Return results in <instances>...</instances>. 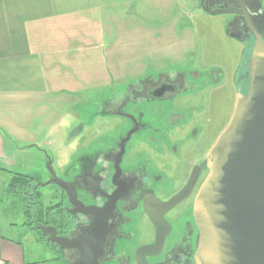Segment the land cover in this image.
<instances>
[{"label":"flooded vegetation","instance_id":"1","mask_svg":"<svg viewBox=\"0 0 264 264\" xmlns=\"http://www.w3.org/2000/svg\"><path fill=\"white\" fill-rule=\"evenodd\" d=\"M244 2L256 22L264 24V0ZM202 4L212 9L239 8L237 0H203ZM230 15V30L247 40L245 17ZM166 78L141 79L138 84H130L127 92L107 98L93 114L101 115L104 120L118 119L112 128L115 135H103L96 147L91 140H79L83 148L88 149L81 150L79 156L73 158L63 176L57 175L55 170L54 174L50 173V179L56 178L72 186L78 200L86 209H91L79 211L67 191L53 182L50 184V223L47 219L39 221L36 216L26 220L31 230L45 238L55 264H79L83 251L52 241L51 231L43 229L42 225L55 227L56 237L70 241L87 237L89 231L99 225L102 237L96 264H196L200 231L195 202L209 174L206 160L218 135L212 140L215 124L210 116V102L207 103L206 120L203 106L195 108L186 103L173 106L177 99L196 95L199 89L195 91L191 87L193 93L189 92L184 76L166 75ZM198 96L205 99V94ZM151 105L159 107L156 114L150 113L148 106ZM92 121L91 114L88 124ZM90 126L86 132L90 131V136H94V126ZM179 130L184 131L179 134ZM104 131L106 134L111 132ZM137 135L146 142H136ZM179 138L184 140L182 149L198 145L199 155L205 145L202 157L189 158L190 162L186 158L187 162H182ZM196 168L199 170L189 193L167 206L188 188ZM144 248L150 249L144 251Z\"/></svg>","mask_w":264,"mask_h":264},{"label":"rangeland","instance_id":"2","mask_svg":"<svg viewBox=\"0 0 264 264\" xmlns=\"http://www.w3.org/2000/svg\"><path fill=\"white\" fill-rule=\"evenodd\" d=\"M183 3L193 16L200 15L201 18L198 19V24L201 33L203 30L209 32L208 43L203 39H195L193 43L189 32H184L186 35L185 42L179 48L163 47L157 49L158 43L160 45L164 43L160 41L155 42L152 48H116L112 45L114 32H101L110 37L98 44V48L91 46L74 48V51H83H79L76 63L74 58L67 63L69 68L73 65L76 73L67 77L58 73L56 87L61 89V85L62 91L51 96V100L41 101L34 105L35 108L40 106V109L37 108L32 112L26 110V118L23 123L26 131L23 135L26 136L27 141L34 139L32 140L34 142L31 146L28 145L30 142H18V144L11 141L7 142L9 147L19 146L23 149L12 153L14 157L11 159L12 165L8 166L7 171L3 172L0 179V223L5 228L4 235L8 237L7 242H9L8 245L2 247V250L4 254L11 253L15 255L18 261L13 263L55 264V261L53 260L54 255L49 250L48 245L45 244V238L31 230L26 223L27 218L22 210L21 201H14L8 190L9 183L12 181L13 176L18 173L36 175L40 182L45 183L51 176L47 168L49 160L57 175L63 176L65 168L73 158H77L81 150L88 149L83 148L79 140L84 139L85 142L91 140V143H94V147H96L97 141L101 140L103 135H115L116 131L112 128L117 124L118 119L109 117L104 120L101 115L93 114L102 107L107 98H115L116 94L127 92L130 84H138L141 79L149 77L157 79L159 76L168 79L166 75L174 77L177 74L186 78L189 92L193 93L191 87H194L195 91H198V89L201 91H198L196 95L191 94L182 99H177L176 102H173L174 107H178L179 104L182 105L183 103L191 104L195 108L197 105L203 106L206 120L207 103L210 102V116L215 124L214 130L212 129L214 132L212 140L216 135L219 136V133L228 124L235 92L239 90V77L231 79L229 72L237 64L241 67L245 54L240 56L237 47L220 40L215 33L216 28L220 26V20L217 17L214 20L203 19L207 17H204L206 13L201 7V0H183ZM227 15L231 17L230 14ZM128 32H121V35ZM90 38H93V42H96L95 37L91 36ZM86 49L88 50L86 51ZM116 49L119 50L120 56L125 62L118 64L114 61L112 52L114 50L117 54ZM80 59L82 62H80ZM240 59L241 61H239ZM215 62L225 65V73L215 69L213 66ZM238 62H240V65ZM61 69L63 68L61 67ZM77 70L83 72V79L74 76L78 75ZM199 73H201L200 78ZM127 75L130 77L122 80L113 79L116 76ZM217 77L221 78V84L218 85L221 88L218 91L215 89L217 82H214V78ZM150 83L152 85V82ZM213 88L214 90L210 91ZM237 92L239 93V91ZM203 94H205V99H200L198 95ZM60 100L64 101L60 103ZM45 106L52 109L53 115L41 111ZM158 108L153 105L148 106L152 115L157 113ZM91 114L93 121L88 124L89 115ZM49 115L51 118L46 120ZM201 122L203 124L202 120ZM90 125L94 126L92 130L95 132L94 136H90V131L86 132ZM48 126L49 128H47ZM103 127L106 130H111V132L106 134ZM181 131L184 130H179V134L182 133ZM175 133L177 134V130ZM71 136L73 138H70ZM141 137L137 135L134 140L136 142H146ZM70 139L72 140L70 141ZM177 142L180 143L178 150L181 151L180 159L182 162H187L186 158L189 160V158L202 157L205 145L202 154L199 155L197 154L198 145H187V147L189 146L187 150L186 147L182 149L184 144L182 138H179ZM136 147L138 148L137 144ZM201 147L203 148V146ZM185 151L187 154H185ZM41 192L44 205L50 206L51 185L41 187ZM12 239L15 242H12Z\"/></svg>","mask_w":264,"mask_h":264},{"label":"crops","instance_id":"3","mask_svg":"<svg viewBox=\"0 0 264 264\" xmlns=\"http://www.w3.org/2000/svg\"><path fill=\"white\" fill-rule=\"evenodd\" d=\"M205 13L207 18L203 19L219 18L220 26L215 33L220 40L237 47L240 56L245 54L247 40H238L226 33L231 17ZM199 16H193L185 8L183 0H0V179L12 165V153L23 149L9 147L7 142H30L29 146L34 142V139L27 141L23 135L26 110L40 109L34 105L49 101L51 96L62 91L61 85V89L56 87L58 73L66 77L76 73L73 65L71 68L67 66L70 59L74 58L76 63L79 51H83H74L75 47L98 48V44L110 37L101 32L110 31L114 32L112 45L116 48H152L159 41L164 43H158L157 49L179 48L185 42L184 32H189L193 43L195 39L208 43L210 34L204 30L201 33ZM125 31L129 32L121 35ZM91 36L96 38V42ZM116 52H112L114 61L118 64L125 62L119 50ZM213 66L225 73L224 64L215 62ZM239 69L238 64L231 69V79L237 77ZM77 73L74 76L84 78L82 71L77 70ZM129 77L116 76L113 79ZM220 80V77L216 78L217 87ZM217 87L215 89L220 90L221 87ZM237 91L229 119L234 112ZM41 111L53 115L50 107L45 106ZM50 115L46 120L51 118ZM4 229L0 223V258L8 261L11 258L10 262H17L15 255L4 254L2 250L9 244Z\"/></svg>","mask_w":264,"mask_h":264},{"label":"water","instance_id":"4","mask_svg":"<svg viewBox=\"0 0 264 264\" xmlns=\"http://www.w3.org/2000/svg\"><path fill=\"white\" fill-rule=\"evenodd\" d=\"M202 2V9L211 15L244 16L249 36L238 75L241 88L234 112L208 153L209 174L195 202L200 231L196 264H264V24L256 22L244 0H237V9H212ZM226 33L243 40L229 26ZM47 168L51 174L55 173L50 160ZM198 170L193 172L188 188L167 206L189 193ZM53 182L67 191L79 211H91L78 200L76 190L64 181L54 178L39 185L44 187ZM42 228L51 231L52 241L81 249L83 256L79 264H96L102 237L99 225L87 237L73 241L56 237L53 226L42 225Z\"/></svg>","mask_w":264,"mask_h":264},{"label":"trees","instance_id":"5","mask_svg":"<svg viewBox=\"0 0 264 264\" xmlns=\"http://www.w3.org/2000/svg\"><path fill=\"white\" fill-rule=\"evenodd\" d=\"M8 190L15 202L18 200L21 201L22 210L24 214H26L27 220L36 216L39 221L47 219V223H50L51 220L49 216L52 206L44 205L41 186L39 185L37 176L32 174H15L12 181L9 183Z\"/></svg>","mask_w":264,"mask_h":264},{"label":"built area","instance_id":"6","mask_svg":"<svg viewBox=\"0 0 264 264\" xmlns=\"http://www.w3.org/2000/svg\"><path fill=\"white\" fill-rule=\"evenodd\" d=\"M0 264H13L3 258H0ZM24 264H42V263H38V262H34V263H24Z\"/></svg>","mask_w":264,"mask_h":264}]
</instances>
